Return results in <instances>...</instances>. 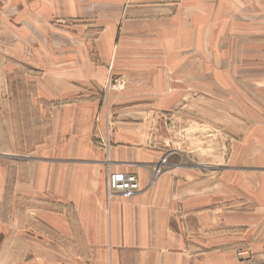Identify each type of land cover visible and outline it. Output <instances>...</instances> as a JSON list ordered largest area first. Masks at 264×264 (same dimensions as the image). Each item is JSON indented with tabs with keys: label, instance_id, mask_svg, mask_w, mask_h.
Wrapping results in <instances>:
<instances>
[{
	"label": "rangeland",
	"instance_id": "rangeland-1",
	"mask_svg": "<svg viewBox=\"0 0 264 264\" xmlns=\"http://www.w3.org/2000/svg\"><path fill=\"white\" fill-rule=\"evenodd\" d=\"M119 2L0 0V61H14L18 66L6 74L4 82L14 111L11 130L15 125L16 129L10 133L12 139H0V156L30 153L45 133V108L84 102L99 108L94 118L97 144L108 159L115 134L135 124L134 131H128L136 134L133 143L120 144L134 148L130 159L135 164L154 166L149 184L175 167L202 165L207 170L213 166L201 160L212 159L210 163L223 166L229 156L259 155L264 146L259 147L261 141L251 130L264 123V116L263 121L254 120L240 105L248 102L255 107L253 102L262 100L257 90L264 92V3L256 9L247 4L245 10L244 5L235 4L227 18L215 21L214 49L197 52L166 49L162 34L176 31V26L151 29L135 40L128 37L122 19L132 4ZM186 61L197 63L187 65ZM53 79L60 88L64 86V93L54 89L49 99L43 98L39 86L51 88ZM36 125L39 132L33 131ZM32 131L38 140L31 137ZM246 136L258 142L247 148ZM3 160L9 164L3 181L7 195L0 188V264H43L41 257L36 258L40 255L36 245L15 243L22 224L29 222L30 200L15 198L18 163ZM222 174V170L214 174V209H225L223 220L219 211L201 212L207 200L205 190L201 192L206 181L200 180L194 202L200 207V220L206 215L210 223L208 230L200 229L204 244L200 240L199 251L229 254L230 264H264V228L258 224L264 212L255 213L264 195L251 176L246 184L239 181L242 188L230 183L225 190ZM3 233L7 242L1 238ZM210 235L214 243H209Z\"/></svg>",
	"mask_w": 264,
	"mask_h": 264
},
{
	"label": "crops",
	"instance_id": "crops-1",
	"mask_svg": "<svg viewBox=\"0 0 264 264\" xmlns=\"http://www.w3.org/2000/svg\"><path fill=\"white\" fill-rule=\"evenodd\" d=\"M120 2L132 4L125 8L122 22L126 35L133 40L154 28L165 31L176 26V31L162 34L169 46L166 49L209 52L214 49V39L218 35L215 28L217 19L227 18L225 14H229L235 4L244 5V10L247 4L256 9L261 8L258 5L264 0ZM168 5L177 6L172 9ZM125 9L122 6L121 10ZM176 36L180 39H172ZM186 62L187 65L197 63ZM0 63V139H12L10 133L15 132L16 125L11 130L14 111L10 103L11 94L4 82H7L6 74L14 73L18 66L8 60ZM177 63L181 64V61ZM62 82L66 83L64 77ZM59 84L54 79L51 88L41 84L40 95L49 99L54 89L64 93V86L60 88ZM257 91L260 93L256 96L263 100L264 92ZM246 94L243 93L244 97ZM262 100L252 101L255 107L248 106V102L242 103L241 111L254 120L263 121ZM98 109L97 104L92 102L45 108V111L42 110L48 116L47 124H44L45 133L40 141L33 143L30 153H3L0 156L2 191L7 195L3 181L8 177L9 163L3 159H12L11 162L18 163L13 194L16 199L20 196L30 200L29 222L22 224L23 230L15 235V243L36 245L40 254L36 258L41 257L45 261L43 264H230L227 262L229 254L199 251L200 240L204 239L199 237L200 229L208 230L210 223L206 215H202L203 220H200V207L194 202L200 194V180L206 181V188H202L201 192L205 190L207 200L206 210L201 212H220L214 209L216 171H223L225 190L230 189V183L233 187L242 188L239 181L245 180L246 184V177L251 176L257 181L258 192L264 195V148L254 157L229 156L224 159L223 166L210 163L212 159L201 160V164H213L207 170L202 165L175 167L149 184L154 166L151 163L147 166L135 164V159H130L135 154L134 148L120 144L133 143L136 134L128 131H134L131 126L135 124H130L127 131L119 130L115 134L108 159L97 144L99 134L94 118ZM38 126L33 131L39 132L40 129H35ZM99 130L103 132L104 129L101 126ZM33 131L31 137L38 140ZM251 132L258 135L261 141L258 145L263 147L264 123ZM245 138L247 148L258 142V139L254 142L247 136ZM109 170L136 174L144 190L130 198L120 195L109 197ZM224 211L220 212L222 220ZM257 212H264V203L257 204ZM261 217L258 224L264 228V215ZM15 225L18 229L19 221ZM4 233L1 238L7 242L9 238ZM211 235L209 243H214L215 237Z\"/></svg>",
	"mask_w": 264,
	"mask_h": 264
},
{
	"label": "built area",
	"instance_id": "built-area-1",
	"mask_svg": "<svg viewBox=\"0 0 264 264\" xmlns=\"http://www.w3.org/2000/svg\"><path fill=\"white\" fill-rule=\"evenodd\" d=\"M162 166L158 169L157 174L161 172ZM144 188L140 185L139 177L126 171L108 172L107 191L109 197L120 195L122 197L130 198L137 193H140Z\"/></svg>",
	"mask_w": 264,
	"mask_h": 264
}]
</instances>
